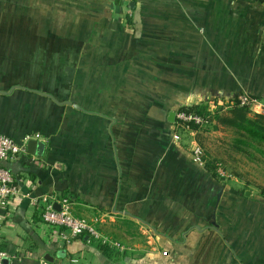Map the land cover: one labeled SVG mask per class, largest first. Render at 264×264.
<instances>
[{
    "label": "crops",
    "instance_id": "0c3cea01",
    "mask_svg": "<svg viewBox=\"0 0 264 264\" xmlns=\"http://www.w3.org/2000/svg\"><path fill=\"white\" fill-rule=\"evenodd\" d=\"M28 2L0 0V134L45 149L0 163L21 191L0 205L5 264H264V147L247 181L224 180L170 119L243 93L264 105V0ZM44 195L126 250L66 243Z\"/></svg>",
    "mask_w": 264,
    "mask_h": 264
},
{
    "label": "built area",
    "instance_id": "2783aa9c",
    "mask_svg": "<svg viewBox=\"0 0 264 264\" xmlns=\"http://www.w3.org/2000/svg\"><path fill=\"white\" fill-rule=\"evenodd\" d=\"M234 106L249 107L254 109L260 107L264 112V105L258 97L252 96L248 93L240 94L236 99L224 102L217 99H211L208 102V110L214 113L218 108L222 107L223 111H227ZM177 121L179 124L188 130H191V125L196 124L203 126L207 120L204 116L197 113L188 112L184 109L178 111ZM27 137L24 143L17 141L13 137L0 134V163L5 160L13 159H29L31 154L28 151ZM195 157L196 161L204 164V151L200 145L195 144ZM218 173L222 177H226V172L219 166ZM21 195L18 179L12 172L0 164V205L5 208L12 203L18 196ZM35 204L41 210L43 221L56 232L57 236L62 238L66 243H71L73 239L79 238L84 235H89L90 239L100 241L109 245L113 249L125 251L126 247L121 243L104 237L98 229L91 222L86 219L80 218L73 213L72 202L67 197L58 198L56 195H44L35 199ZM55 203L61 205V209L55 208ZM1 218V217H0ZM8 254L5 250H0V264H5V259ZM76 261V260H73Z\"/></svg>",
    "mask_w": 264,
    "mask_h": 264
},
{
    "label": "rangeland",
    "instance_id": "374dc122",
    "mask_svg": "<svg viewBox=\"0 0 264 264\" xmlns=\"http://www.w3.org/2000/svg\"><path fill=\"white\" fill-rule=\"evenodd\" d=\"M28 3V11H34L35 0H29ZM48 6L45 4V11L49 10ZM46 39L51 38H45V46L49 47L51 45L50 41L52 40L47 41ZM55 68L56 67L46 66L45 61L44 69H47L49 74H51L52 70H55ZM200 136L199 143L202 146L201 148L204 154L206 153V157L219 162L222 170L226 172L227 176H220V178L229 181L243 182V179L244 181L248 180V173H250V171L255 169L259 171L258 167H261V165L253 161L251 156L257 158L263 157L260 151L264 146L252 137L243 135L236 128L228 126H222L217 131H203ZM239 139L243 141V143H240ZM262 166H264V164Z\"/></svg>",
    "mask_w": 264,
    "mask_h": 264
},
{
    "label": "trees",
    "instance_id": "16d2710c",
    "mask_svg": "<svg viewBox=\"0 0 264 264\" xmlns=\"http://www.w3.org/2000/svg\"><path fill=\"white\" fill-rule=\"evenodd\" d=\"M236 98L237 97H235L234 99ZM182 109L188 112L197 113L208 119L206 124L203 126H199L196 124L191 125V129L197 130L198 132L202 133L203 131L206 132L217 130L220 128V126H228L236 128L241 134L250 136L255 140H264V115L257 114L254 116H249V113L251 112V109L249 107L234 106L227 111H223V108L220 107L214 113H210V111L208 110V103H206L205 105L202 104L187 106ZM239 142L243 143V141H241L240 139ZM203 159L205 160V163L207 164L211 172H213L214 175L220 176L218 173L220 163L206 157V153L203 155ZM64 196L71 200L70 196ZM84 236L81 237L83 238ZM95 245L103 252V254H105L109 258L116 259L120 256L116 250H114L107 244L98 241Z\"/></svg>",
    "mask_w": 264,
    "mask_h": 264
},
{
    "label": "water",
    "instance_id": "95a60500",
    "mask_svg": "<svg viewBox=\"0 0 264 264\" xmlns=\"http://www.w3.org/2000/svg\"><path fill=\"white\" fill-rule=\"evenodd\" d=\"M176 115H177L176 112H172L170 114V119L172 121H174L175 118H176ZM27 146H28V151H29L30 154L43 155V153H44L45 143H43L42 141H38V140H35V139H30L28 141V145ZM54 206H55V208L57 210L61 209V205L59 203H55ZM85 239L86 240H90V236L86 235ZM65 252H66V250H64V249L60 250L58 252V257H66ZM47 259L50 260V261H53L54 257H52L50 255H47Z\"/></svg>",
    "mask_w": 264,
    "mask_h": 264
}]
</instances>
